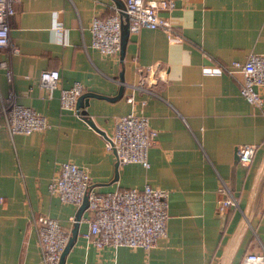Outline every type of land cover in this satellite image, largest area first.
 Instances as JSON below:
<instances>
[{
  "label": "crops",
  "instance_id": "obj_1",
  "mask_svg": "<svg viewBox=\"0 0 264 264\" xmlns=\"http://www.w3.org/2000/svg\"><path fill=\"white\" fill-rule=\"evenodd\" d=\"M123 5L124 0L14 2L10 32L19 51L10 62L17 97L45 114L50 125L13 134L0 127V264H42L33 220L42 214L57 218L70 235L76 231L63 264H240L246 252L264 250V102L259 108L242 94L241 74L203 69L264 51V0H177L175 7L160 9L174 35L161 27L132 31L123 17L120 51L102 53L91 45L90 21ZM56 19L65 25L63 36ZM6 56L0 47L4 94ZM153 64L164 77L151 92L136 84ZM45 67L60 69L62 85L83 83L81 114L61 106L58 89L51 94L40 85ZM132 109L145 112L158 130L149 166L119 162L100 130L111 133L116 115ZM243 142L257 143L249 164L237 156ZM65 160L84 165L97 191L148 182L167 188V234L148 248L88 242V201H63L49 190ZM222 179L238 199L226 211L218 210Z\"/></svg>",
  "mask_w": 264,
  "mask_h": 264
},
{
  "label": "built area",
  "instance_id": "obj_2",
  "mask_svg": "<svg viewBox=\"0 0 264 264\" xmlns=\"http://www.w3.org/2000/svg\"><path fill=\"white\" fill-rule=\"evenodd\" d=\"M16 0H0V47L5 48L7 56L1 60L9 82L7 92H0V127L5 126L11 134L30 133L44 130L50 122L47 116L33 106L18 100L14 86V70L11 56L19 51L10 30V17L15 12ZM177 0H124L122 7H116L106 15H95L90 21L91 45L102 53L115 55L122 47V21L127 17L132 31L142 26L161 27L170 35L177 34L170 19L160 13L161 8L175 7ZM59 35L63 36L65 25L61 19L54 24ZM157 65H148L146 74L138 82L139 87L153 91L152 85L163 78ZM208 73L223 71L236 76L242 75L240 90L255 106L262 108L264 96V51H250L245 59H232L229 62L217 60L212 65H204ZM60 69L45 67L39 73V83L53 93L59 92L63 108L73 109L81 114L77 100L84 90L80 80L68 86L60 83ZM133 101V93H128ZM146 98L142 99L145 103ZM157 128L143 112L132 109L116 115L113 131L105 133L106 148L115 150L119 162L138 161L150 165L149 148L156 142ZM255 142H243L237 146V156L243 164L253 159ZM88 169L75 161L65 160L49 182V190L63 201L80 203L87 197L90 214L83 217L88 221L85 236L88 242L101 247L129 245L151 247L159 236L167 234L169 217V190L164 187L145 183L143 187L120 186L106 191H97L90 186ZM222 194L218 200V210L226 211L230 205H236L238 199L230 185L222 179L218 186ZM3 196L0 195V200ZM42 264H59L61 253L69 240L70 233L57 218L50 215H38L33 218ZM240 264H264V250L246 252Z\"/></svg>",
  "mask_w": 264,
  "mask_h": 264
},
{
  "label": "water",
  "instance_id": "obj_3",
  "mask_svg": "<svg viewBox=\"0 0 264 264\" xmlns=\"http://www.w3.org/2000/svg\"><path fill=\"white\" fill-rule=\"evenodd\" d=\"M79 98V97H78ZM80 99V98H79ZM79 99L77 100V106L79 107V104H80V101ZM92 124H94L93 122H91ZM99 129V128H98ZM104 134L106 133L104 130L100 129ZM88 201L87 200V197L84 198V201H83V204L82 205H85V202ZM76 234V231L73 230V233L70 235L69 237V240L68 242L66 243L65 245V248L63 249L62 253H61V258H60V263L59 264H63V260H64V256L65 254L67 253V251L69 250L70 248V245L72 243V240L74 239V236Z\"/></svg>",
  "mask_w": 264,
  "mask_h": 264
}]
</instances>
